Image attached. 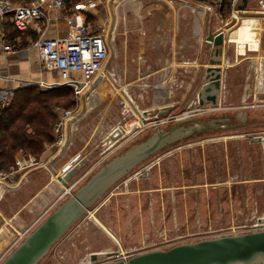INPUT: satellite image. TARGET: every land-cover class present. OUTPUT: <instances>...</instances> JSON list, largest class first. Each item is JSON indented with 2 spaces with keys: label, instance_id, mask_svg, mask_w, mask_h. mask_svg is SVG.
<instances>
[{
  "label": "rangeland",
  "instance_id": "rangeland-1",
  "mask_svg": "<svg viewBox=\"0 0 264 264\" xmlns=\"http://www.w3.org/2000/svg\"><path fill=\"white\" fill-rule=\"evenodd\" d=\"M247 16L258 18L259 39L244 42L228 37L220 64L210 63L215 48L208 47L205 34L222 29L229 36ZM173 35L176 50L185 57L182 62L189 60L168 64V87L174 92L171 98L155 96L150 89L133 92L132 86L126 85L129 81H116L108 74L103 85L92 87L95 95L91 98L92 90L80 96L71 90L67 96L70 106L63 105L65 99L59 100L57 120L62 110L71 109L79 115L67 125L72 143H68L69 149L64 145L60 150L62 142L56 146L58 134L52 127L54 142L45 145L40 157H16L25 158L31 166L12 171L11 187L4 189L0 198V257L20 233L32 231L103 162L148 140L160 129L190 119L237 127L200 128L137 164L101 195L37 264H91L92 253L114 252L95 260L105 264L179 243L264 229V225L257 226L258 218L264 217V147L249 140L264 134V14L251 2L237 10L231 0H168V39ZM200 47L204 54L196 59ZM214 66L220 67L216 102L200 104L206 69ZM74 79L80 82L81 77ZM121 84L126 95L118 88ZM144 111H149L148 118ZM117 124H125L126 129L132 125L129 131L138 124L142 127L105 154V146L96 147L103 136L98 133L106 125L113 128ZM64 132L61 129L59 133ZM88 155L91 159L67 184L59 181ZM9 168L0 169L8 172Z\"/></svg>",
  "mask_w": 264,
  "mask_h": 264
},
{
  "label": "crops",
  "instance_id": "crops-1",
  "mask_svg": "<svg viewBox=\"0 0 264 264\" xmlns=\"http://www.w3.org/2000/svg\"><path fill=\"white\" fill-rule=\"evenodd\" d=\"M63 1L65 10L56 7L46 10L39 30L31 27L27 31L16 32L11 26L10 16L6 15L0 26V90L14 92L27 85L43 87L42 85L60 81L57 71L42 68L37 51L31 44L39 37L55 39L65 37L71 32L72 27L67 25L65 17L78 12L74 7L81 0ZM78 13L79 15L73 16L76 21H84L92 29L102 30L106 40L108 59L104 78L99 81V85H103L108 74H112L116 81H129L126 85L132 86L130 90L133 92L136 89H150L155 96L167 99L169 95L171 98L174 92L172 87H168L171 79L168 76V64L188 63L189 58L182 62L185 57L176 50L178 46L175 36L168 39V0H99ZM200 27L201 25L198 30ZM227 39L228 36L225 35V42ZM6 45L16 51H6ZM201 54L204 53H201L200 47L196 59ZM71 76L82 79L80 72H73ZM122 85H118V88H122L121 94H126ZM160 107H153V110L159 111ZM70 136L72 138L71 132Z\"/></svg>",
  "mask_w": 264,
  "mask_h": 264
},
{
  "label": "water",
  "instance_id": "water-1",
  "mask_svg": "<svg viewBox=\"0 0 264 264\" xmlns=\"http://www.w3.org/2000/svg\"><path fill=\"white\" fill-rule=\"evenodd\" d=\"M206 2L210 0H194ZM247 0H241L238 10H244ZM205 41L208 47L212 45L215 56L222 54L225 33L222 29L210 32ZM210 63L220 64V59L213 57ZM220 67L206 69L205 85L199 93V103L206 100L216 102V93L220 87ZM81 85L79 84L78 87ZM213 91V92H212ZM193 123L184 126L185 123ZM237 125L216 124L200 119H190L177 123L169 129H160L148 140L133 144L123 153L114 156L103 163L88 179L62 201L45 217L21 242H19L0 264H37L48 250L94 205L112 185L141 161L155 154L167 144L189 137L195 130L204 129H233ZM193 131V132H192ZM251 142L261 143L264 147V134L251 136ZM88 155L87 158H90ZM83 159L78 167L70 168L64 174L63 183L70 179L81 168ZM145 171L143 172V175ZM259 223L264 217L258 218ZM114 252L92 253L91 261L101 256H111ZM105 264H264V229H253L244 233H235L184 242L168 247L154 249L131 256L126 261L117 259Z\"/></svg>",
  "mask_w": 264,
  "mask_h": 264
},
{
  "label": "built area",
  "instance_id": "built-area-1",
  "mask_svg": "<svg viewBox=\"0 0 264 264\" xmlns=\"http://www.w3.org/2000/svg\"><path fill=\"white\" fill-rule=\"evenodd\" d=\"M97 1L99 0H81L75 5L74 9L75 11L82 12L87 7L93 6ZM247 2L255 3L259 7V12L264 14V0H247ZM231 3L232 6L237 9V6L241 4V0H231ZM51 7H56L60 10H65L66 8L63 0H30L26 3H16L12 0H0V26L6 15H9L10 23L17 31L24 32L31 27L39 30L40 21L45 17L46 10ZM78 12L65 17L67 25L72 27L71 32L67 36L55 39L39 37L32 42L31 47L36 49L42 68L48 71H57L60 76L59 82L42 86L47 88L69 87L77 96H80L84 95L88 90L91 91L92 87L94 88L99 81L104 78V70L108 59V48L104 35H102V30L98 31L97 28V30H94L91 28V25L86 22H78L75 20L73 16L79 15ZM4 49L6 51H16V49L11 48L9 45L4 46ZM73 72L81 73L82 79L80 82L76 81L71 76ZM79 84L81 85L80 87H78ZM13 97L14 92L12 90H0V108L9 106ZM78 117V113H73L71 109L61 111V116L53 126L54 133L58 134L56 146L60 145L62 142L60 150H64V145L65 149L69 148L68 143L71 144L72 138L70 132L69 134L66 132L67 125L70 124L71 120L75 118L77 120ZM138 126H140V124H138ZM143 126H145V124ZM130 127L131 125H129V128ZM129 128L126 129L125 124H117V126L113 128L106 125L100 133L96 131L98 135H103L101 144L96 147L105 146V148L109 149L121 143L128 133L131 134L136 130L129 131ZM61 129L65 131L62 135L59 133ZM104 131L106 132L103 134ZM106 150H104V152ZM21 163L23 165H21ZM27 166H31V164H26L25 158H16L15 164L10 166L8 172L0 169V190H2V194L6 187H11V185H9V175L13 173L12 171L18 169V167L22 169ZM42 217L43 216L38 217L34 223L40 221ZM28 231L29 229L16 237L15 241L2 253L3 255L0 257V262L22 241L29 233ZM123 260L126 261L127 259L123 258ZM90 263L104 264V261H91Z\"/></svg>",
  "mask_w": 264,
  "mask_h": 264
},
{
  "label": "trees",
  "instance_id": "trees-1",
  "mask_svg": "<svg viewBox=\"0 0 264 264\" xmlns=\"http://www.w3.org/2000/svg\"><path fill=\"white\" fill-rule=\"evenodd\" d=\"M71 90L27 85L14 91L10 105L0 108V168H8L23 154L38 158L45 145L54 142L52 127L58 118L55 107L64 99L63 105L70 106L67 96Z\"/></svg>",
  "mask_w": 264,
  "mask_h": 264
},
{
  "label": "bare ground",
  "instance_id": "bare-ground-1",
  "mask_svg": "<svg viewBox=\"0 0 264 264\" xmlns=\"http://www.w3.org/2000/svg\"><path fill=\"white\" fill-rule=\"evenodd\" d=\"M236 13H234L233 15L235 16ZM258 22V18L256 16H247L245 18H243L242 20V24L239 26V28H237L231 35H229L228 37H230L231 40H237V41H244V42H253V41H257L259 38H257V31L260 30V26H259ZM230 33V32H229ZM226 35V33H225ZM223 52V51H222ZM214 55V53H213ZM222 54L220 56H213V58L215 57V59H219V57H221ZM225 61V58H224ZM101 86V85H100ZM99 86V88H100ZM99 90V89H97ZM100 92V91H99ZM213 92V91H212ZM95 91L92 90L90 93V97L94 96ZM124 95H126L124 93ZM88 98V100L90 101V99ZM204 99V101H207L205 96L202 97ZM87 100V99H86ZM88 101L87 104H89L90 102ZM143 117V115H142ZM144 118H148L147 114H144ZM143 119V118H142ZM141 123V122H140ZM71 126V125H70ZM132 126V125H131ZM70 130V129H69ZM131 131V130H130ZM71 132V131H70ZM53 162V161H52ZM81 162V161H80ZM79 162V163H80ZM62 174V173H61ZM51 175V174H50ZM63 176V175H62ZM60 176L59 177V181L62 182L63 177ZM67 184V183H66ZM7 188V187H6ZM2 195V190H0V196ZM262 225H264V222L261 221V223L257 222V226L261 227ZM1 245V244H0Z\"/></svg>",
  "mask_w": 264,
  "mask_h": 264
},
{
  "label": "flooded vegetation",
  "instance_id": "flooded-vegetation-1",
  "mask_svg": "<svg viewBox=\"0 0 264 264\" xmlns=\"http://www.w3.org/2000/svg\"><path fill=\"white\" fill-rule=\"evenodd\" d=\"M120 143H118V145H119ZM109 149H107L106 151H108ZM126 150V149H125ZM125 150H123V151H120L119 153H117L116 155H119V154H121V153H123ZM105 154H106V152H104ZM115 155V156H116ZM105 156V155H104ZM104 156H103V158H104ZM114 156H112L111 158H113ZM111 158H109L108 160H110ZM91 159V157L90 158H86V161L85 162H83V164L82 165H84L86 162H88L89 160ZM105 159V158H104ZM107 160V161H108ZM107 161H105V162H107ZM144 161V160H143ZM105 162H103V163H105ZM142 162V161H141ZM140 162V163H141ZM109 257V256H108Z\"/></svg>",
  "mask_w": 264,
  "mask_h": 264
}]
</instances>
